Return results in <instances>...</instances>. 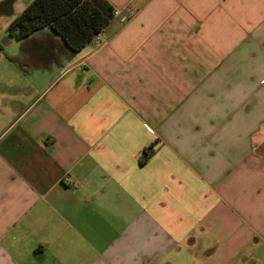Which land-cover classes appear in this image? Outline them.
<instances>
[{
    "label": "crops",
    "instance_id": "1",
    "mask_svg": "<svg viewBox=\"0 0 264 264\" xmlns=\"http://www.w3.org/2000/svg\"><path fill=\"white\" fill-rule=\"evenodd\" d=\"M108 2L62 64L7 24L0 264H264V0Z\"/></svg>",
    "mask_w": 264,
    "mask_h": 264
},
{
    "label": "trees",
    "instance_id": "2",
    "mask_svg": "<svg viewBox=\"0 0 264 264\" xmlns=\"http://www.w3.org/2000/svg\"><path fill=\"white\" fill-rule=\"evenodd\" d=\"M112 16L113 7L108 0H32L11 20L7 32L21 40L33 37L36 32L44 33L46 45L53 50L52 62L62 64L90 42ZM6 57L22 66L20 57L9 54ZM145 159L146 156L140 162Z\"/></svg>",
    "mask_w": 264,
    "mask_h": 264
},
{
    "label": "rangeland",
    "instance_id": "3",
    "mask_svg": "<svg viewBox=\"0 0 264 264\" xmlns=\"http://www.w3.org/2000/svg\"><path fill=\"white\" fill-rule=\"evenodd\" d=\"M20 10H22V7L21 8L15 7L13 9V11H17V12H19ZM10 20L11 18H9L6 13L4 14L0 13V42H3L4 39L7 37L6 27ZM10 48H12V46L8 45L7 49Z\"/></svg>",
    "mask_w": 264,
    "mask_h": 264
},
{
    "label": "built area",
    "instance_id": "4",
    "mask_svg": "<svg viewBox=\"0 0 264 264\" xmlns=\"http://www.w3.org/2000/svg\"><path fill=\"white\" fill-rule=\"evenodd\" d=\"M113 16H119L122 21L127 19V15H120V12L118 9H113ZM92 39L97 43L103 42V39L99 37V33H97Z\"/></svg>",
    "mask_w": 264,
    "mask_h": 264
}]
</instances>
